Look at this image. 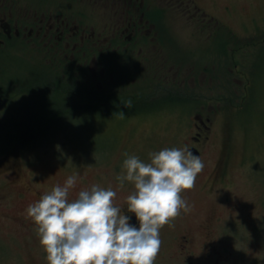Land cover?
Returning <instances> with one entry per match:
<instances>
[{
	"label": "rangeland",
	"instance_id": "374dc122",
	"mask_svg": "<svg viewBox=\"0 0 264 264\" xmlns=\"http://www.w3.org/2000/svg\"><path fill=\"white\" fill-rule=\"evenodd\" d=\"M80 2V6L91 7L86 11L96 8L101 14L104 7L109 5L111 9L109 3L113 0ZM194 3L207 14V29L201 31L193 25L196 20L164 4L163 23L172 30L166 32L165 40L182 41L184 54L192 57L190 71H204V67L213 71V90L215 94L221 91L230 110L220 113L214 138L203 152L204 168L195 186L180 194L191 210L181 209L180 215L161 228V247L154 264H264V0H194ZM207 41H230L228 56L222 57L215 46L218 44L207 46ZM171 53L175 55L176 50ZM225 68L229 77L221 85L220 74ZM16 70L28 73L32 69L18 66ZM254 79L255 91L248 97ZM24 84L16 86L15 91L24 89ZM20 92L12 100L14 106L36 101L32 90ZM184 107L193 106L172 102L161 105L158 118L119 117L117 126H102L99 119L87 113V124L71 129L73 146L63 132L58 138L49 136L45 143L23 152L19 148L7 151L9 145L5 144L0 150V264H49L38 234L25 229L17 218L25 216L28 206L56 185L63 186L69 175L80 177L69 192L73 199L79 191L90 190L96 184L116 192L112 203L127 202V197L135 192L134 184L126 181L121 188L116 179L127 158L125 154L150 162V152L183 148L186 134L181 143L174 138V130L177 114ZM5 114L10 115L11 111L6 109ZM12 116L16 122L19 115L13 112ZM8 120L0 110V126ZM223 122L226 134L221 132ZM223 135L229 138L227 177L211 185L210 173L221 158ZM76 143L80 146L73 148ZM3 154L9 155L6 160ZM206 221L214 231V249L209 255L204 249L209 240ZM188 231L195 237L196 254L184 261L176 237Z\"/></svg>",
	"mask_w": 264,
	"mask_h": 264
},
{
	"label": "flooded vegetation",
	"instance_id": "af4514ba",
	"mask_svg": "<svg viewBox=\"0 0 264 264\" xmlns=\"http://www.w3.org/2000/svg\"><path fill=\"white\" fill-rule=\"evenodd\" d=\"M80 1L0 0V110L10 118L8 123L14 121L13 112L19 115L16 122L43 126L74 120L80 124L88 113L102 126H117L121 112L128 119L158 118L161 105H192L177 114L174 138L182 143L186 134L183 148L202 160L217 131L221 111L230 109L221 91L215 94L213 90V71L206 67L190 71L192 57L184 54L182 41L165 40L166 32L172 30L163 23L161 10L166 5L175 8L196 20L193 25L204 31L208 18L203 8L194 0H113L111 9L108 5L98 14L96 8L86 11L91 7L80 6ZM207 42V46L218 44L221 56H228L230 41ZM174 49L175 55L171 53ZM18 66L35 71H18ZM39 68L42 71L37 72ZM220 77L222 85L229 70L225 68ZM23 83L26 91L30 88L35 93L39 104L14 106L12 100L24 91L20 88L17 93L15 87ZM6 109L10 115L5 114ZM226 128L223 122L221 132L226 134ZM222 143L221 158L210 173L211 185L227 177L229 138L223 135ZM67 199L74 200L69 195ZM113 206L131 215L127 202ZM19 218L25 229L37 233L32 218L27 214ZM208 222L204 223L209 239L204 248L207 255L214 249V231ZM130 224L139 228L134 214ZM176 240L184 261L192 259L196 254L192 233Z\"/></svg>",
	"mask_w": 264,
	"mask_h": 264
},
{
	"label": "clouds",
	"instance_id": "9594fccd",
	"mask_svg": "<svg viewBox=\"0 0 264 264\" xmlns=\"http://www.w3.org/2000/svg\"><path fill=\"white\" fill-rule=\"evenodd\" d=\"M131 102L129 101V106ZM124 118L123 113H120ZM119 186L134 184L127 197V213L113 206L116 192L92 185L67 199L79 174L30 204L27 215L37 225L40 244L49 264H154L160 251V229L191 210L181 193L192 189L204 163L186 146L150 152V162L125 154Z\"/></svg>",
	"mask_w": 264,
	"mask_h": 264
},
{
	"label": "trees",
	"instance_id": "16d2710c",
	"mask_svg": "<svg viewBox=\"0 0 264 264\" xmlns=\"http://www.w3.org/2000/svg\"><path fill=\"white\" fill-rule=\"evenodd\" d=\"M30 71L34 72L35 69L30 70ZM39 71H42V70H40L39 68L37 72ZM254 83H255V79H254V82H252V84L249 87L250 92H249V95H247L248 97L255 91ZM27 91H30V88H28ZM35 102L39 104V101H37V99ZM0 105H1V99H0ZM37 112L40 114L39 116L43 115V112L40 113V111L38 110ZM41 119L46 120V117L42 116ZM38 124L23 123L21 120L20 122L13 121L11 124L7 123L5 125L0 126V150L3 148L5 144H8L9 149L7 151L13 148H19V151L23 152L27 149H31L32 147H35V145L45 143V141H47V138L49 136H50V139L58 138V134L62 132L69 139V144L72 145V140L70 138V136L72 137L71 129H73L74 127H78V126H84L87 123L86 121H84L79 124L78 122L74 120V121H70V123L68 122L62 123L60 126H55V125L53 126L51 124H48L47 126H43V125H38ZM79 146H80V143H76L73 148H77ZM3 156L6 157L5 158L6 160L7 156L9 155L3 154Z\"/></svg>",
	"mask_w": 264,
	"mask_h": 264
}]
</instances>
